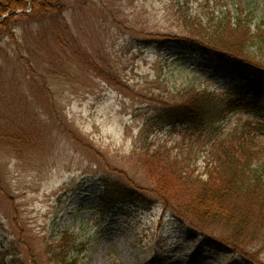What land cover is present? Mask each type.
Segmentation results:
<instances>
[{
	"label": "rangeland",
	"instance_id": "rangeland-1",
	"mask_svg": "<svg viewBox=\"0 0 264 264\" xmlns=\"http://www.w3.org/2000/svg\"><path fill=\"white\" fill-rule=\"evenodd\" d=\"M59 2L60 18L19 16L0 36V264L7 251L53 264L47 249L67 232L78 264H264V225L231 249L221 225L199 232L166 209L148 170L160 168L140 167L146 147L200 178L226 151L264 166V112L217 114L244 91L235 64L186 47L193 22L228 13L264 29V0ZM195 91L207 115L177 120Z\"/></svg>",
	"mask_w": 264,
	"mask_h": 264
},
{
	"label": "trees",
	"instance_id": "trees-1",
	"mask_svg": "<svg viewBox=\"0 0 264 264\" xmlns=\"http://www.w3.org/2000/svg\"><path fill=\"white\" fill-rule=\"evenodd\" d=\"M60 4L59 0H0V36L11 35L12 26L19 16L36 17L38 14L53 12L55 18H60ZM26 10L30 13L27 14ZM214 19H210L206 26L193 22V35L198 38L186 47L200 56H210L215 60L228 59L237 68V76L233 79L243 83L241 88L244 91H236L234 98L227 100L224 110L217 114H226L238 109L253 111L256 114L264 112L257 93V90H264V29L260 26L252 29L245 19L231 16L229 13ZM251 47L258 50L261 59H257L256 55L244 53L245 49ZM202 95L203 92L195 91L179 105L173 106V116H176L177 120H185V123L199 122L207 115V107L211 103L208 96ZM5 135L7 134L2 131L0 139L3 140ZM20 138L24 143L32 141L30 136L22 135ZM240 148L242 146L238 149ZM165 153L146 147L147 159H140V167L143 170L152 166L160 168V172H157L155 167L154 170H148L156 186V195L160 197L166 209L175 211L176 215L199 232H206L212 226L221 225L228 233L227 237L221 240L231 249L233 246L230 243L243 246L242 237L249 230L253 231L252 234L256 233V227L264 225V174L254 168L264 166L254 165L249 157L242 154V157H238L226 151L223 159L219 158L213 167H206L205 177L200 178L178 166L181 163L175 158L169 161ZM164 176L171 181V186L177 189V196L168 192ZM110 188L114 189L112 195L130 194L118 186L110 185ZM102 202L107 204L111 200L106 202L104 199ZM75 241L76 237L72 233L61 235L60 242L47 249L48 261L53 264H78L73 252L74 248L79 249L81 245ZM1 260L2 264L21 262L16 253L8 251L2 255Z\"/></svg>",
	"mask_w": 264,
	"mask_h": 264
}]
</instances>
